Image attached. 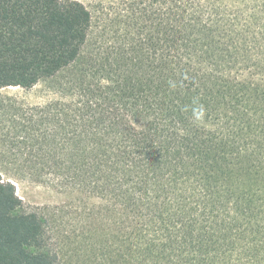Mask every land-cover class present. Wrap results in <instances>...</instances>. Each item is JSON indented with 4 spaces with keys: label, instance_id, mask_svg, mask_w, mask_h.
Instances as JSON below:
<instances>
[{
    "label": "trees",
    "instance_id": "trees-1",
    "mask_svg": "<svg viewBox=\"0 0 264 264\" xmlns=\"http://www.w3.org/2000/svg\"><path fill=\"white\" fill-rule=\"evenodd\" d=\"M249 9L139 0L95 37L78 1L0 0V89L62 79L60 99L0 115V149L105 201L83 213L82 264H264V9ZM52 223L0 178V264H57Z\"/></svg>",
    "mask_w": 264,
    "mask_h": 264
},
{
    "label": "rangeland",
    "instance_id": "rangeland-1",
    "mask_svg": "<svg viewBox=\"0 0 264 264\" xmlns=\"http://www.w3.org/2000/svg\"><path fill=\"white\" fill-rule=\"evenodd\" d=\"M82 3L92 15V36L117 17L130 14L132 3L139 0H73ZM197 1V0H196ZM204 6L225 7L227 10L264 9V0H198ZM136 8V7H135ZM62 80V79H61ZM61 80L41 82L32 89H0V115H12L18 110L31 112L48 102L61 98L58 84ZM68 100V99H67ZM13 107V108H10ZM22 111V112H21ZM15 152L0 149V178L15 186L16 194L27 211H42L52 217L50 235L57 253V264L86 262L79 250L76 236L83 231L85 209L103 206L105 201L50 177H36L28 168L15 160ZM88 264V263H87Z\"/></svg>",
    "mask_w": 264,
    "mask_h": 264
},
{
    "label": "clouds",
    "instance_id": "clouds-1",
    "mask_svg": "<svg viewBox=\"0 0 264 264\" xmlns=\"http://www.w3.org/2000/svg\"><path fill=\"white\" fill-rule=\"evenodd\" d=\"M170 86L174 87L175 85L170 83ZM192 112H193V117H194L195 120L198 121V120L203 119V117H204V108H203L202 105L193 108Z\"/></svg>",
    "mask_w": 264,
    "mask_h": 264
}]
</instances>
